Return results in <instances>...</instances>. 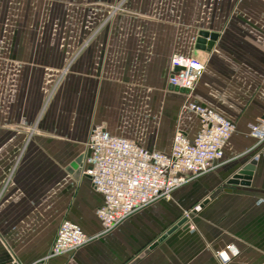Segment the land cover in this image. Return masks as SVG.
<instances>
[{
    "label": "crops",
    "instance_id": "obj_1",
    "mask_svg": "<svg viewBox=\"0 0 264 264\" xmlns=\"http://www.w3.org/2000/svg\"><path fill=\"white\" fill-rule=\"evenodd\" d=\"M176 55L206 65L190 96L169 90ZM189 99L235 125L224 158L105 233L103 197L71 167L92 128L168 154L200 132ZM261 120L264 0H0V264H264ZM65 221L90 242L52 256Z\"/></svg>",
    "mask_w": 264,
    "mask_h": 264
},
{
    "label": "built area",
    "instance_id": "obj_2",
    "mask_svg": "<svg viewBox=\"0 0 264 264\" xmlns=\"http://www.w3.org/2000/svg\"><path fill=\"white\" fill-rule=\"evenodd\" d=\"M176 68L181 70L175 72ZM205 68V63L196 58L173 56L168 84L188 91L190 96ZM185 108L198 116L200 132L192 141L177 132L168 154L149 151L133 141L111 136L102 126L92 128L81 168L95 191L103 197L97 216L105 233L155 203L170 201L173 192L190 178L208 173L224 158V149L235 132V125L191 99ZM250 132L253 138L264 142V120L251 125ZM200 209L196 206L184 214L191 229L194 228L192 215ZM89 242L78 225L65 221L58 229L51 255L76 252ZM217 256L223 264L230 261L225 253Z\"/></svg>",
    "mask_w": 264,
    "mask_h": 264
},
{
    "label": "water",
    "instance_id": "obj_3",
    "mask_svg": "<svg viewBox=\"0 0 264 264\" xmlns=\"http://www.w3.org/2000/svg\"><path fill=\"white\" fill-rule=\"evenodd\" d=\"M217 38H218V36L216 34H210L208 32H201L200 35H199V39H198L196 48L199 49V50H202V51H207V50L210 51V50L213 49V47L215 45V42L217 41ZM180 70H181L180 68H176L175 72H178ZM169 90L175 91V92H180V93H183V94H189L188 91L180 90L178 88H174L173 86H169ZM83 158L84 157L81 156L80 158H78L71 165L72 169L76 171V175H75L76 178H79L81 176V174H82V168L81 167H82ZM179 228H182V230H183V234L182 235H185V234H187L190 231L191 224L188 222L187 219H183L178 224V226H176L175 228L170 230L167 235L173 234ZM164 238H162L161 241H163Z\"/></svg>",
    "mask_w": 264,
    "mask_h": 264
},
{
    "label": "rangeland",
    "instance_id": "obj_4",
    "mask_svg": "<svg viewBox=\"0 0 264 264\" xmlns=\"http://www.w3.org/2000/svg\"><path fill=\"white\" fill-rule=\"evenodd\" d=\"M197 59V58H196ZM199 60V59H198ZM192 210V209H191ZM185 212H190V210H185L184 212H183V216H184V214H185Z\"/></svg>",
    "mask_w": 264,
    "mask_h": 264
}]
</instances>
